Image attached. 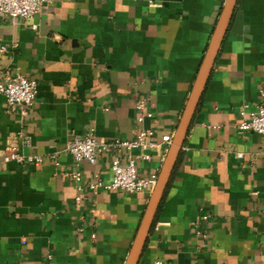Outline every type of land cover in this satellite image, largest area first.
Here are the masks:
<instances>
[{
	"label": "crops",
	"instance_id": "1",
	"mask_svg": "<svg viewBox=\"0 0 264 264\" xmlns=\"http://www.w3.org/2000/svg\"><path fill=\"white\" fill-rule=\"evenodd\" d=\"M224 2L52 0L26 24L0 18V72L37 86L29 108L0 95V264L125 263L151 192L78 191L70 175L107 184L118 155L157 179L167 146L91 165L65 145L90 130L173 136ZM234 18L138 264H264V137L237 130L243 106L264 108V0H239ZM9 147L42 162L5 163Z\"/></svg>",
	"mask_w": 264,
	"mask_h": 264
},
{
	"label": "built area",
	"instance_id": "2",
	"mask_svg": "<svg viewBox=\"0 0 264 264\" xmlns=\"http://www.w3.org/2000/svg\"><path fill=\"white\" fill-rule=\"evenodd\" d=\"M51 2L52 0H0V18H8L10 20L18 19L26 24L42 7ZM32 28L34 29L35 26H32ZM0 95L4 98L7 107L18 105L29 108L36 102V82L22 75L5 77L0 72ZM246 108V106H243L239 113L241 120L237 126V130L242 134L254 133L264 137V108L259 106L256 111L248 114L244 111ZM135 109L140 112L137 117V123L139 124L142 123L145 118L151 116L149 113H143V101L137 102ZM171 141L172 136L170 135L163 136L160 141H158L155 137V132L151 129H147L139 131L135 140H113L111 142L100 143L96 140L94 131L90 130L83 136H72L66 143L64 151L71 156L76 163L84 161L93 165L96 163L97 156L102 153H113L121 149L132 150L136 148L151 150L160 147L162 144L168 148ZM24 144L27 145L28 140H25ZM242 156V153L236 154L237 159H242ZM3 161L5 163L13 162L17 165L23 163L40 164L42 158L38 156L25 157L20 155L15 147H9L6 149ZM70 176L75 182L78 191L87 189L91 192L104 190L136 194L151 192L156 184V179L154 178H142L138 176L134 158L130 157L127 164L122 165L118 155L111 160V180L107 184H104L100 179L96 178L83 186L81 183V174L79 172H75ZM202 220H207V216H203ZM197 234L205 237L201 232H197ZM92 238H94V235H92ZM154 264L170 263L156 260Z\"/></svg>",
	"mask_w": 264,
	"mask_h": 264
},
{
	"label": "water",
	"instance_id": "3",
	"mask_svg": "<svg viewBox=\"0 0 264 264\" xmlns=\"http://www.w3.org/2000/svg\"><path fill=\"white\" fill-rule=\"evenodd\" d=\"M238 1L239 0H225L222 8L219 10V16L213 34L201 61L182 115L172 136L171 144L168 147L165 159L156 179V184L150 193L134 242L124 264H138L139 262L147 237L154 224L156 213L168 186L180 151L184 145L192 119L207 86L216 56L230 23L234 18ZM237 16L238 14H236L234 22L238 20Z\"/></svg>",
	"mask_w": 264,
	"mask_h": 264
}]
</instances>
